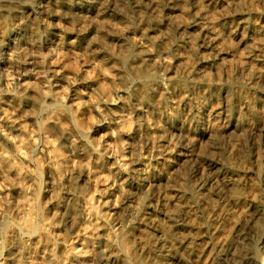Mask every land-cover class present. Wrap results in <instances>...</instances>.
<instances>
[{"label": "rangeland", "instance_id": "obj_1", "mask_svg": "<svg viewBox=\"0 0 264 264\" xmlns=\"http://www.w3.org/2000/svg\"><path fill=\"white\" fill-rule=\"evenodd\" d=\"M3 29L10 30L0 47V128L11 130L5 117L22 120L26 131L15 134L32 156L27 181L6 172L15 147L0 132L5 264L260 263L264 0H0ZM32 34L43 63L26 49ZM44 74L56 95L45 91ZM45 134L68 159L59 174L40 152ZM131 207L115 240L106 235Z\"/></svg>", "mask_w": 264, "mask_h": 264}, {"label": "bare ground", "instance_id": "obj_2", "mask_svg": "<svg viewBox=\"0 0 264 264\" xmlns=\"http://www.w3.org/2000/svg\"><path fill=\"white\" fill-rule=\"evenodd\" d=\"M67 3V2H66ZM104 4V3H103ZM107 4V3H106ZM95 12V11H94ZM98 12V11H97ZM100 12V11H99ZM96 13V12H95ZM95 13H94V15H95ZM89 18V17H88ZM68 19V18H67ZM104 19V18H103ZM79 20H81V19H79ZM84 21H86L85 19H84ZM22 23V22H21ZM88 23V22H87ZM188 23V22H187ZM34 24V23H33ZM189 25V24H188ZM74 26V25H73ZM187 26V25H186ZM9 30L10 29H3L2 31H0V47L1 46H3L4 44H5V42H6V40H7V33L9 32ZM24 31V30H23ZM27 32V31H26ZM76 32V31H75ZM35 33V32H34ZM264 34V33H263ZM12 35V34H11ZM26 37V36H25ZM11 38V37H10ZM27 38V37H26ZM259 38V37H258ZM264 38V37H263ZM262 38V39H263ZM251 39V38H250ZM15 40V39H14ZM135 40V39H134ZM258 40V39H257ZM261 40V39H260ZM251 41V40H250ZM256 41V40H255ZM8 42V41H7ZM73 42V41H72ZM134 42V41H133ZM71 43V42H70ZM141 43V42H140ZM264 43V42H263ZM139 44V43H138ZM254 44V43H253ZM7 45H9V44H7ZM25 45V44H24ZM258 45H260V44H258ZM262 46H263V44H261ZM13 46H14V51H16V53H17V50L20 48V45H19V43L16 41V42H14L13 43ZM57 46V45H56ZM139 46V45H138ZM257 46V45H256ZM50 47V46H49ZM58 47H60V46H58ZM61 47L62 48H64V45H62L61 44ZM93 47V46H92ZM143 47V46H142ZM24 48V47H23ZM137 48V47H136ZM146 48V47H145ZM259 48H261V46H259ZM264 48V47H263ZM13 49V48H12ZM22 49V48H21ZM26 49L27 50H31V51H33V52H37L38 53V55L36 56L37 57V60H38V62H41V56H40V53L41 52H43L42 50V47H41V45H40V37H39V35L38 34H32L31 36H29L28 37V40L26 41ZM46 49H47V47H46ZM143 49H144V47H143ZM254 49H256V47L254 48ZM56 50V49H55ZM10 51V50H9ZM48 51V50H47ZM69 51V50H68ZM255 51V50H254ZM261 51V50H260ZM25 52V51H24ZM30 52V51H29ZM49 52H51V51H49ZM72 52H73V49H72ZM71 52V53H72ZM218 52H220V51H218ZM256 52H257V49H256ZM258 52H259V50H258ZM263 52V51H262ZM6 53H8V52H6ZM16 53L14 54V52H12L11 54H10V52H9V54H10V59H14V55L15 56H17L16 55ZM47 54H48V52H46ZM68 53V52H67ZM73 53H75V51L73 52ZM20 54V53H19ZM23 54V53H22ZM30 54V53H29ZM62 54H63V52H62ZM221 54V53H220ZM254 54H256V53H254ZM261 54V53H260ZM259 54V55H260ZM67 55H69V54H67ZM25 56H26V54H25ZM24 56V57H25ZM29 56V55H28ZM47 56V55H46ZM62 56V55H61ZM261 56V55H260ZM3 57V56H2ZM4 57H5V55H4ZM3 57V58H4ZM9 57V56H8ZM197 57V56H196ZM257 57V56H256ZM255 57V58H256ZM16 58V57H15ZM31 58V57H30ZM35 58V57H34ZM264 58V57H263ZM23 59V58H22ZM22 59H21V61H22ZM68 59H69V57H68ZM262 59V58H261ZM4 60V59H3ZM18 60H20V59H18ZM34 60H36V58L34 59ZM48 60V59H47ZM61 60H63L62 58H61ZM254 61H256V60H254ZM25 62V61H24ZM60 62V61H59ZM63 62H64V60H63ZM257 62V61H256ZM19 63V62H18ZM58 63V62H57ZM66 64H67V62H65ZM15 64H16V62H15ZM25 64V63H24ZM52 64V63H51ZM64 64V63H63ZM11 65V64H10ZM50 65V64H49ZM60 65V64H59ZM255 65H257V64H255ZM20 66V65H19ZM28 67H30L29 65H27ZM2 67V66H1ZM47 67V66H46ZM256 67H258V66H256ZM25 68V67H24ZM31 68V67H30ZM35 68H36V66H35ZM39 68V67H38ZM54 68H55V66H54ZM58 68V67H57ZM63 68V67H62ZM69 68V67H68ZM71 68V67H70ZM73 68V67H72ZM97 68V67H96ZM105 68V67H104ZM37 69V68H36ZM45 69V68H44ZM59 69V68H58ZM66 69V68H65ZM75 69V68H74ZM99 69H101V68H99ZM28 71H29V69H27ZM52 70V69H51ZM62 70V69H61ZM71 70V69H70ZM69 70V71H70ZM33 71H34V69H33ZM64 71V70H63ZM93 71V70H92ZM256 71H257V69H256ZM255 71V72H256ZM40 72V71H39ZM259 72V71H258ZM264 72V71H263ZM19 73V72H18ZM23 73V72H22ZM34 73V72H33ZM32 73V74H33ZM51 73V72H50ZM54 73V72H53ZM60 73V72H59ZM65 73V72H64ZM66 73H67V71H66ZM94 73V72H93ZM92 73V74H93ZM40 74V73H39ZM49 74V73H48ZM56 74V73H55ZM61 74H63V73H61ZM74 74V73H73ZM91 74V73H90ZM100 74V73H99ZM98 74V75H99ZM108 74V73H107ZM25 75V74H24ZM31 75V74H30ZM59 75V74H58ZM57 75V76H58ZM69 76H70V74H68ZM101 75V74H100ZM110 75V74H109ZM260 75V74H259ZM263 75V74H262ZM33 76V75H32ZM40 76V75H39ZM61 76V75H60ZM59 76V77H60ZM66 76V75H65ZM91 76V75H90ZM257 76V75H256ZM34 77V76H33ZM50 77V76H49ZM62 77V76H61ZM68 77V76H67ZM70 77H72V76H70ZM23 78V77H22ZM29 78V77H28ZM66 78V77H65ZM89 78V77H88ZM24 79V78H23ZM92 79V78H91ZM32 80V79H31ZM101 80V79H100ZM5 81H6V79H5ZM8 81V80H7ZM6 81V82H7ZM23 81H25V80H23ZM30 81V80H29ZM43 81H44V83H45V91H47V93H51V95H56V90H57V84H55L53 81H51L49 78H48V75L46 76V74H44L43 75ZM49 81L51 82V87H48L47 85L49 84ZM88 81V80H87ZM9 82V81H8ZM21 82V81H20ZM67 82V81H66ZM18 83V82H17ZM33 83V82H32ZM35 83V85H36V82H34ZM40 83V82H39ZM58 83V82H57ZM59 83H61L60 81H59ZM99 83V82H98ZM8 84V83H7ZM31 84V83H30ZM94 84V83H93ZM43 85V84H42ZM24 86V85H23ZM30 86H32V84L30 85ZM61 87V86H60ZM99 87V86H98ZM41 88V87H40ZM18 89V88H17ZM26 89V88H25ZM33 89V88H32ZM42 89H44V88H42ZM41 89V90H42ZM63 89V88H62ZM100 89V88H99ZM106 89V88H105ZM3 90V89H2ZM1 91V90H0ZM4 91V90H3ZM2 91V92H3ZM41 92V91H40ZM59 92V91H58ZM62 92V91H61ZM65 92V91H64ZM101 92H102V89H101ZM31 93H32V91H31ZM63 94V93H62ZM67 94V93H66ZM108 94V93H107ZM19 95H21L22 96V94H18L17 96H19ZM35 95V94H34ZM61 95V94H60ZM124 95V94H123ZM47 96V95H46ZM102 96V95H101ZM107 96V95H106ZM51 96H49V98H50ZM52 98V97H51ZM109 99V98H108ZM71 100V99H70ZM76 100V99H75ZM54 102V101H53ZM75 102V101H74ZM104 102V101H103ZM44 103V102H43ZM42 103V104H43ZM56 103V102H55ZM108 103H109V101H108ZM113 103V102H112ZM74 104V103H73ZM82 105V104H81ZM110 105V104H109ZM126 105V104H125ZM4 106V105H3ZM75 107V106H74ZM79 106H77V108H78ZM37 108V107H36ZM35 108V109H36ZM1 109H3V107L1 108ZM8 110V109H7ZM6 110V111H7ZM80 110V109H79ZM82 110V109H81ZM77 111V110H76ZM15 112V111H14ZM8 114V113H7ZM5 115H6V113H5ZM11 115V114H10ZM115 117V116H114ZM124 117V116H123ZM126 117V116H125ZM6 118V121L8 122V124H10V127H11V130H7V129H5V128H2V126H1V128L0 129H3V132H1L2 134L3 133H8V135L7 136H5L4 134H3V137H4V139L7 141V142H9V143H11L14 147H15V152L14 153H11V154H8L7 155V165L6 166H4V168H5V171L6 172H11V170H14V172L16 173V177L18 178V180H20V181H25L26 180V172H27V167L30 165V162H31V160H32V156L30 155V153L28 154V152L25 150V148H26V139L24 138V137H18L15 133H17V132H19V133H23V132H25L26 131V124L25 123H23L22 122V120L21 121H19V120H17L16 118H13V117H5ZM118 119V118H117ZM6 121H5V123H6ZM104 121V120H103ZM116 122V121H115ZM241 122V121H240ZM123 125H124V123H123ZM127 125V124H126ZM121 126H122V124H121ZM118 128V127H117ZM120 128V127H119ZM209 131V130H208ZM250 132V131H249ZM40 133V132H39ZM88 133V132H87ZM123 133V132H122ZM255 133V132H254ZM257 133V132H256ZM41 134H43V133H41ZM47 134V133H46ZM45 134V136H44V138H42L43 139V143H42V145H41V147H40V152L41 151H46L47 153H48V155H49V160H50V167L54 170V171H56V173L58 172V174H59V172L61 171V169H63V167H65V166H67L68 165V159L66 158V155H65V153H64V151H62L58 146H57V144H56V142L50 137V136H48V135H46ZM91 134V133H90ZM144 134V133H143ZM226 134H228V133H226ZM264 135V134H263ZM2 136V135H1ZM21 136V135H20ZM148 136V135H147ZM183 136V135H182ZM9 137H11V139H9ZM146 137V136H145ZM264 138V137H263ZM4 140V141H5ZM3 152V151H2ZM32 154V153H31ZM39 154V153H38ZM82 156V155H81ZM34 157H35V155H34ZM222 157V156H221ZM18 159L19 160H21L22 159V162H20V161H18ZM38 159V158H37ZM31 166V165H30ZM29 166V167H30ZM65 168H67V167H65ZM213 169V168H212ZM64 170V169H63ZM66 171V170H65ZM215 171V170H214ZM224 171V170H223ZM229 172V171H228ZM114 173V172H113ZM57 174V175H58ZM201 174V173H200ZM6 175V174H5ZM10 175V174H9ZM96 175V174H95ZM114 175V174H113ZM118 175V174H117ZM11 176H13L12 174H11ZM78 176V175H77ZM90 176H91V174H90ZM165 176V175H164ZM89 177V176H88ZM92 177H94V176H92ZM99 177V176H98ZM59 178H61V175L59 176ZM116 178V177H115ZM95 179V178H94ZM93 179V180H94ZM12 180V179H11ZM27 181V180H26ZM94 182V181H93ZM29 183V182H28ZM2 188V187H1ZM131 189V188H130ZM212 189V188H211ZM40 191H41V189H40ZM77 192V191H76ZM89 192V191H88ZM218 192V191H217ZM213 193V192H212ZM221 193V192H220ZM51 194V193H50ZM92 194V193H91ZM94 194V193H93ZM128 194V193H127ZM131 194V193H130ZM90 194H87V192H82L81 191V193H80V196L83 198L82 200L83 201H85V203H87L88 202V200H89V196ZM129 195V194H128ZM51 196V195H50ZM127 198H128V196H127ZM251 198V197H250ZM56 199V198H55ZM67 199V198H66ZM126 199V198H125ZM37 200V199H36ZM91 200V199H90ZM135 200V199H134ZM96 201H97V199H96ZM128 201V200H127ZM136 201V200H135ZM138 201V200H137ZM139 201H140V199H139ZM47 202H49V201H47ZM82 202V201H81ZM91 202H93V201H91ZM84 203V202H83ZM140 203V202H139ZM7 204V203H6ZM124 204V203H123ZM128 204V203H127ZM132 204H134V203H132ZM82 205V204H81ZM90 205V204H89ZM125 205V204H124ZM130 205V204H129ZM27 206V205H26ZM25 206V207H26ZM200 206V205H199ZM84 207H86V206H84ZM21 208V207H20ZM50 208V207H49ZM137 209V208H136ZM22 210V209H21ZM85 210H87V209H85ZM95 210V209H94ZM133 210H134V208H130V209H125L122 213H121V216L122 217H120V218H118V219H116L115 221H114V223L111 225L110 224V226H109V228L108 229H106L105 230V234L106 235H109V234H111V233H113L114 231H116V229L117 228H119V226L121 225V223H122V219L121 218H123V217H127V216H130L131 215V213L133 212ZM79 211V210H78ZM91 211V210H90ZM89 211V212H90ZM96 211V210H95ZM136 211H139V210H136ZM240 211H241V209H240ZM239 211V212H240ZM37 212V211H36ZM87 212V211H86ZM230 212V211H229ZM24 213V212H23ZM117 213V212H116ZM120 213V212H119ZM82 214H84V211H83V213ZM92 214V213H91ZM118 214V213H117ZM8 215V214H7ZM7 215H6V217H7ZM85 215V214H84ZM233 215V214H232ZM69 216V215H68ZM85 216H87V214L85 215ZM116 216V215H115ZM119 216H120V214H119ZM118 216V217H119ZM189 216V215H188ZM234 216V215H233ZM256 216V215H255ZM3 217V216H2ZM5 217V216H4ZM17 217H18V215H17ZM70 217V216H69ZM74 217H75V215H74ZM88 217V216H87ZM228 217V216H227ZM82 218V217H81ZM85 218V217H84ZM103 217H101V219H102ZM226 218V217H225ZM232 218V217H231ZM233 218H235V217H233ZM1 219V218H0ZM4 219H6V218H4ZM20 219V218H19ZM22 219H26V220H28L29 219V214L26 212L24 215H23V217H22ZM73 219V218H72ZM126 219V218H125ZM74 220V219H73ZM96 220V219H95ZM98 220V219H97ZM104 220V219H103ZM106 220V219H105ZM108 220V219H107ZM106 220V221H107ZM233 220V219H232ZM71 221V220H70ZM81 221H83V219L81 220ZM230 221V220H229ZM4 222V221H3ZM2 222V223H3ZM12 222V221H11ZM29 222V221H28ZM75 222V221H74ZM88 222H90V221H88ZM111 222V221H110ZM242 222V221H241ZM14 223V222H13ZM72 223V222H71ZM79 223V222H78ZM85 223V222H84ZM87 223V222H86ZM91 223V222H90ZM89 223V224H90ZM170 223V222H169ZM227 223V222H226ZM231 223V222H230ZM75 225H76V222H75ZM102 225H105V224H102ZM220 225V224H219ZM232 225V224H231ZM7 226H11V225H9V224H7ZM29 226V225H28ZM87 226V225H86ZM85 226V227H86ZM227 226V225H226ZM18 227V226H17ZM16 227V228H17ZM69 227V226H68ZM78 227V226H77ZM84 226H83V228H85ZM88 227V226H87ZM92 227V226H91ZM97 227H98V223H97ZM104 227V226H103ZM159 227V226H158ZM228 227V226H227ZM230 227V226H229ZM18 228H20V227H18ZM17 228V229H18ZM24 228V227H23ZM30 228V227H29ZM75 228V230H76V227H74ZM95 228V227H94ZM99 228V227H98ZM125 228V227H124ZM222 228V227H221ZM80 229V228H79ZM101 230V229H100ZM224 230V229H223ZM223 230H221L220 231V234L221 235H223L221 232H223ZM81 231V230H80ZM89 231V230H88ZM96 231V230H95ZM118 231V230H117ZM248 231V230H247ZM83 232V231H82ZM91 232V231H90ZM209 232V231H208ZM11 233V232H10ZM13 233H14V231H13ZM87 233V232H86ZM96 233V232H95ZM115 233V232H114ZM82 234V233H81ZM80 234V235H81ZM91 234V233H90ZM94 234V233H93ZM101 234V233H100ZM99 234V235H100ZM103 234V233H102ZM117 234V233H116ZM199 234V233H198ZM217 234V233H216ZM219 234V233H218ZM76 235V234H75ZM74 235V236H75ZM78 235H79V233H78ZM89 235V234H88ZM92 235V234H91ZM95 235V234H94ZM120 235V234H119ZM237 235V234H236ZM82 236H83V234H82ZM111 236H112V234H111ZM117 236V235H116ZM218 236V235H217ZM79 237V236H78ZM109 237V236H108ZM115 237V236H114ZM163 237V236H162ZM83 238V237H82ZM81 238V239H82ZM100 238V237H99ZM112 238H113V236H112ZM218 238V237H217ZM237 238V237H236ZM91 239V238H90ZM114 239V238H113ZM118 239V238H117ZM120 239V238H119ZM118 239V240H119ZM161 239V238H160ZM159 239V240H160ZM170 239V238H169ZM198 239V238H197ZM216 239V238H215ZM61 240V239H60ZM74 240V239H73ZM92 240V239H91ZM115 240V239H114ZM163 240V239H162ZM214 240V239H213ZM68 241V240H67ZM92 242V241H91ZM94 242V241H93ZM68 243V242H67ZM96 243V242H95ZM112 243V242H111ZM111 243H109V244H111ZM124 243V242H123ZM159 243V242H158ZM175 243H176V241H175ZM215 243V242H214ZM121 244V243H120ZM126 244V243H125ZM160 244H161V242H160ZM166 244V243H165ZM113 245V244H112ZM116 245V244H115ZM128 245V244H127ZM164 245V244H163ZM101 246V245H100ZM114 246V245H113ZM121 246V245H120ZM17 247V246H16ZM88 248H89V245L87 246ZM105 247V246H104ZM128 247V246H127ZM173 247V246H172ZM219 247V246H218ZM55 248V247H54ZM101 248V247H100ZM112 248V247H111ZM157 248V247H156ZM175 248V247H174ZM87 249V248H86ZM168 249V248H167ZM171 249V248H170ZM88 250V249H87ZM127 250V249H126ZM159 250H160V248H159ZM60 251V250H59ZM80 251V250H79ZM92 251V250H91ZM113 251V250H112ZM116 251V250H115ZM128 251V250H127ZM165 251H169V250H165ZM211 251V250H210ZM215 251V250H214ZM106 252V251H105ZM157 252V251H156ZM176 252V251H175ZM218 252V251H217ZM15 253V252H14ZM24 253V252H23ZM53 253V252H52ZM77 253V252H76ZM75 253V254H76ZM81 253V252H80ZM108 253V252H107ZM113 254H114V252H112ZM121 253V252H120ZM127 253V252H126ZM162 253V252H161ZM26 254V253H25ZM64 254H65V252H64ZM78 254V253H77ZM152 254V253H151ZM179 254V253H178ZM181 254V253H180ZM27 255H28V253H27ZM81 255V254H80ZM85 255V254H84ZM96 255V254H95ZM106 255V254H105ZM118 255V254H117ZM158 255H160V254H158ZM175 255V254H174ZM91 256V255H90ZM89 256V257H90ZM97 256V255H96ZM128 256V255H127ZM164 256V255H163ZM227 256V255H226ZM0 257H2V256H0ZM4 257V256H3ZM14 257V256H13ZM18 257H20V255L18 256ZM23 257V256H22ZM124 257H126V256H124ZM256 257V256H255ZM9 258V257H8ZM7 258V259H8ZM68 258H70V257H68ZM113 258V257H112ZM158 258V257H157ZM6 259V258H5ZM7 259H6V261H7ZM66 259V258H65ZM94 259V258H93ZM110 259V258H109ZM128 259H130V257L128 258ZM154 259V258H153ZM90 260V259H89ZM98 260V259H97ZM99 260H102V257H100L99 256ZM159 260H161V259H159ZM163 260V259H162ZM161 260V261H162ZM178 260V259H177ZM13 261H14V259H13ZM30 261V260H29ZM38 261V260H37ZM93 261V260H92ZM181 261V260H180ZM59 262V261H58ZM72 262V261H71ZM85 262V261H84ZM96 262V261H95ZM94 261H93V263H95ZM166 262V261H165ZM169 262H170V260H169ZM174 262V261H173ZM176 262V261H175ZM194 262V261H193ZM27 263V262H26ZM31 263V262H30ZM40 263V262H39ZM110 263V262H109ZM127 263V262H126ZM156 263V262H155ZM161 263V262H160ZM201 263V262H200ZM0 264H5L4 263V261L0 258ZM7 264H9V263H7ZM12 264H18V262L17 261H14ZM42 264V263H41ZM68 264H69V262H68ZM102 264V263H101ZM114 264V263H113ZM133 264V263H132ZM152 264V263H151ZM157 264V263H156ZM202 264V263H201ZM260 264V263H259Z\"/></svg>", "mask_w": 264, "mask_h": 264}, {"label": "clouds", "instance_id": "obj_3", "mask_svg": "<svg viewBox=\"0 0 264 264\" xmlns=\"http://www.w3.org/2000/svg\"><path fill=\"white\" fill-rule=\"evenodd\" d=\"M88 2L89 3H95V0H88ZM25 3H34V0H25ZM40 56H41V63H43L44 61H46L48 59V57L46 55H44L43 53H41ZM71 83H75V81L73 80V81H71ZM47 86L51 87L50 81H49V84ZM60 101H61V104L66 103V92H65V94L61 95ZM113 102H116V101H113ZM64 110L70 112L71 106H69L67 109H64ZM48 111H49L48 107H46L44 104H41L40 112L44 113V112H48ZM49 120H51V116H49L47 120H44V123L45 124L48 123ZM85 131H90V129H86ZM0 132H3V129H0ZM3 134L5 136L8 135V133H3ZM9 139H11V137H9ZM84 139H86V140L88 139L87 135L84 136ZM88 143L92 144L93 142L91 140H88ZM125 170H127V169H125ZM41 180H42V177H41ZM41 187H42V184H41ZM29 191H32L31 186H29ZM97 214L99 215V213H97ZM2 254H3V249L0 248V255H2ZM65 264H67L66 261H65ZM260 264H264V254H261V256H260Z\"/></svg>", "mask_w": 264, "mask_h": 264}]
</instances>
